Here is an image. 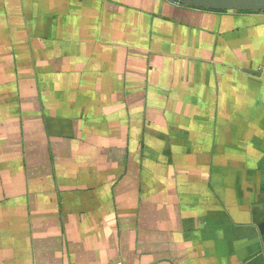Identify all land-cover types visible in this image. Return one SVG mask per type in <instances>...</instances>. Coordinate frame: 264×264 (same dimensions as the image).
Instances as JSON below:
<instances>
[{"label":"crops","instance_id":"crops-1","mask_svg":"<svg viewBox=\"0 0 264 264\" xmlns=\"http://www.w3.org/2000/svg\"><path fill=\"white\" fill-rule=\"evenodd\" d=\"M0 264H264V12L0 0Z\"/></svg>","mask_w":264,"mask_h":264},{"label":"water","instance_id":"water-1","mask_svg":"<svg viewBox=\"0 0 264 264\" xmlns=\"http://www.w3.org/2000/svg\"><path fill=\"white\" fill-rule=\"evenodd\" d=\"M173 3L205 11L230 14L264 12V0H171Z\"/></svg>","mask_w":264,"mask_h":264},{"label":"trees","instance_id":"trees-1","mask_svg":"<svg viewBox=\"0 0 264 264\" xmlns=\"http://www.w3.org/2000/svg\"><path fill=\"white\" fill-rule=\"evenodd\" d=\"M215 12H217V11H215ZM242 13H244V12H242Z\"/></svg>","mask_w":264,"mask_h":264}]
</instances>
